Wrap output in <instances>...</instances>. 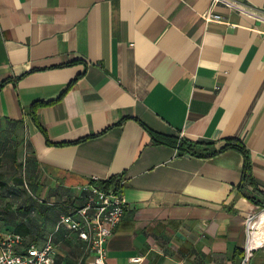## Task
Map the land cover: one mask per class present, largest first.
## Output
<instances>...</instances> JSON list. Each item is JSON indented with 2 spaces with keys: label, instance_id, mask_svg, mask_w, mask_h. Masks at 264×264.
I'll return each instance as SVG.
<instances>
[{
  "label": "crops",
  "instance_id": "0c3cea01",
  "mask_svg": "<svg viewBox=\"0 0 264 264\" xmlns=\"http://www.w3.org/2000/svg\"><path fill=\"white\" fill-rule=\"evenodd\" d=\"M264 11V0H236ZM210 0H0V234L49 236L76 185L122 178L106 264H264V22ZM77 77L75 83H69ZM40 130L30 115L35 102ZM239 139L209 158L155 143ZM249 195L251 200L247 196ZM136 258V260H135ZM245 261V263H244Z\"/></svg>",
  "mask_w": 264,
  "mask_h": 264
},
{
  "label": "built area",
  "instance_id": "2783aa9c",
  "mask_svg": "<svg viewBox=\"0 0 264 264\" xmlns=\"http://www.w3.org/2000/svg\"><path fill=\"white\" fill-rule=\"evenodd\" d=\"M217 3L264 22V11H257L236 0H210L205 20L221 18L212 12ZM123 186L122 178L114 179L110 184L91 178L89 182L75 187L79 204L63 203L65 210L59 215L56 231L64 230L85 244L90 255L87 264H106L107 240L122 220L127 207ZM55 248L51 236L40 245L24 246L20 235L13 232L0 234V264H53Z\"/></svg>",
  "mask_w": 264,
  "mask_h": 264
},
{
  "label": "trees",
  "instance_id": "16d2710c",
  "mask_svg": "<svg viewBox=\"0 0 264 264\" xmlns=\"http://www.w3.org/2000/svg\"><path fill=\"white\" fill-rule=\"evenodd\" d=\"M76 80H77V77H75L69 83L67 88L72 86ZM7 81L8 80H4L0 83V89ZM59 99L60 98H58L54 101H48V102L38 101V102H35L31 105L30 115L40 130L43 131V128L40 126V124L38 123V120H37V114H36L37 108L40 106L52 104L53 102H56ZM149 132L151 134L153 142L159 143V144H167V145L177 147L182 152H186V153L193 155V156H196V157L209 158V157L217 155L221 152H224L228 149H234V150L238 151L239 153H241V155L243 156L241 179H240V182L238 184V189L241 192H244L243 189H244L245 184H250V185L254 184V180H253V176H252V167H251L250 155H249V152L246 149V147L243 145V143L239 139L230 138V139H227L225 141V143L222 144L221 146L215 147L213 145V143L191 142V141H187V140L177 141L175 138L170 137V136L161 135V134L154 133L151 131H149ZM112 181H114V179L110 178V179L105 180L104 182H106L107 184H110ZM85 182H89V180H86ZM246 196L249 199L254 201V199L251 198L249 195L246 194ZM20 227L21 226H18L15 229V231H13V233H16V234L21 236L22 233H21Z\"/></svg>",
  "mask_w": 264,
  "mask_h": 264
}]
</instances>
